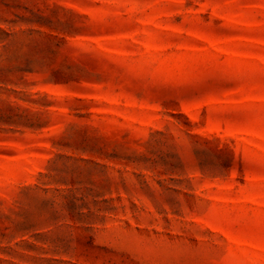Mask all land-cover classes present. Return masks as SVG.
I'll use <instances>...</instances> for the list:
<instances>
[{
	"label": "rangeland",
	"instance_id": "obj_1",
	"mask_svg": "<svg viewBox=\"0 0 264 264\" xmlns=\"http://www.w3.org/2000/svg\"><path fill=\"white\" fill-rule=\"evenodd\" d=\"M0 264H264V0H0Z\"/></svg>",
	"mask_w": 264,
	"mask_h": 264
}]
</instances>
